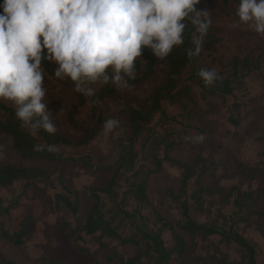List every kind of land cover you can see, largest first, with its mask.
I'll return each instance as SVG.
<instances>
[{
    "label": "rangeland",
    "instance_id": "374dc122",
    "mask_svg": "<svg viewBox=\"0 0 264 264\" xmlns=\"http://www.w3.org/2000/svg\"><path fill=\"white\" fill-rule=\"evenodd\" d=\"M239 4L240 0H230L227 5L222 0H200L196 5L197 10L210 13L209 32L219 39L215 50L204 51L196 65L229 77L231 94L203 92L197 81L190 78V68L186 66L176 80V99L162 100V108L176 120L154 113L150 120L143 121V131L134 144L135 168L143 178L152 168V155L162 157L165 145L171 143L167 150L171 158L193 167L187 200L194 220L238 231L255 244L256 259L264 264V35L239 22ZM234 58L239 62L236 74L232 66ZM137 60L141 68L134 70V78L128 79L130 89L118 91L113 85V95L98 98L96 112L119 120L120 125L108 134L101 125L86 143L53 147L64 157L77 160L21 157L13 137L0 128V167L34 166L50 173L49 178L28 182L18 179L0 188L3 205L16 201L8 214L0 215V228L13 232L26 219L29 229L22 245L6 238L0 240V253L5 259L15 264H123L140 255L133 264H154L153 249L145 243L121 244L102 232L91 235L83 232L92 204L90 188L102 186L111 177L117 166L118 139L131 136L130 109L146 105L153 90L167 82L171 69L167 58L155 57L153 70L147 75H144L147 59ZM49 64L50 73L44 76V102L55 115L57 132L80 141L87 129L96 128V116L88 101L80 103L73 82L57 78L56 65ZM102 85H92L95 93ZM1 100L15 109L11 102ZM70 112L74 123L69 121ZM7 117L0 109V119ZM81 156H89L91 166L79 160ZM182 174L181 166L164 162L160 171L147 178L148 203H139L129 190L132 171L122 169L118 194L115 197L101 194L106 218L123 236L133 234L135 226L119 213L120 208L140 209L153 229L161 225L156 212L177 224L183 218L180 203L169 191L179 192ZM198 179L202 182L198 183ZM64 186L78 191L80 205L76 215L56 202V193H68ZM176 230L186 241V255L179 257L174 253L172 264H245L243 250L233 242L218 235L191 234L177 225ZM160 232L166 246L173 249L170 231L160 229Z\"/></svg>",
    "mask_w": 264,
    "mask_h": 264
},
{
    "label": "clouds",
    "instance_id": "9594fccd",
    "mask_svg": "<svg viewBox=\"0 0 264 264\" xmlns=\"http://www.w3.org/2000/svg\"><path fill=\"white\" fill-rule=\"evenodd\" d=\"M200 0H3L0 3V99L15 105L16 118L30 133L57 131L45 103L43 61L56 65L55 76L70 79L74 91L93 97L94 84L130 89L134 62L149 49L159 60L184 43L189 24L199 55L212 24ZM239 22L264 35V0H240ZM206 85L220 77L215 69H201ZM63 108L59 110L61 112ZM58 112V113H59ZM120 121H104L111 133ZM40 150V149H37Z\"/></svg>",
    "mask_w": 264,
    "mask_h": 264
},
{
    "label": "trees",
    "instance_id": "16d2710c",
    "mask_svg": "<svg viewBox=\"0 0 264 264\" xmlns=\"http://www.w3.org/2000/svg\"><path fill=\"white\" fill-rule=\"evenodd\" d=\"M222 1L225 5H227L230 0ZM0 3H3V0H0ZM194 31L195 29L191 26V24H189L183 32L184 43L179 46H174L170 54L166 57L171 65L167 82L157 86L153 90L152 95L146 105L130 109L129 115L132 122L131 136L128 138L119 137L118 139L119 152L117 157V166L111 177L102 186H92L90 188L92 204L86 215L83 232L87 235L102 232L107 237L117 238L121 244H133L135 246H140L142 243H145L153 249L155 254L154 264H172L174 253L179 257L186 255V241L176 230L177 225L178 227L187 230L191 234H200L202 236L218 235L225 241L233 242L243 250L245 264H260L256 259L257 252L255 244L242 236L238 231L234 230L233 228L225 229L215 224L198 223L191 216L190 207L187 200V186L193 175V167L171 158L167 152L171 146V143L165 145V153L162 157L157 154L152 155V168L146 172L143 178L139 177V170L135 168L137 152L135 150L134 144L143 131V121L150 120L154 113H159L161 116L170 120H176L175 117L169 116L162 108V100L164 98H169L172 101L176 99V80L186 66H189L190 68V78L197 81L203 92H206L207 94H213L216 92L231 94L233 90L232 80L229 77H222V75H218L220 78L211 85H206L199 77L198 73L201 68L196 65L197 58L204 51H214L219 39L208 31V34L204 38L199 55L189 57V49L194 48L191 40L192 33ZM142 57L147 59V65L144 72V75H147L153 70L155 56L149 49L145 48L142 52ZM244 62L247 64V61ZM238 64L239 62L237 58H234L232 61L234 74H236L238 71ZM41 66L43 68V76L50 73V64L48 61H43ZM140 68L141 62L136 59L134 62V70H139ZM114 93L115 89L111 83L103 84L100 91L98 93H94L93 97H84L83 95L77 93L80 97V103H84L85 101L90 103L91 111L96 116L97 120L96 128L94 130L87 129L80 141H72L67 137L60 135L57 131L54 134H49L43 129L37 130L36 137L33 133H30L26 127L22 126V122L16 118L15 109L3 103L1 99L0 109L5 111L8 117L6 120L0 119V128L5 133H8L13 137L14 146L21 157H41L49 160H77L72 156L64 157L63 153L57 152L53 149V147L55 145L76 146L89 141L96 133V130L101 125H103L104 121L110 119V116H104L96 112L98 98L104 97L106 95H113ZM69 121L74 123L73 112L69 113ZM79 160H81L84 164L91 166L89 156H81L79 157ZM164 162L179 165L183 171L179 192L174 194L173 192L169 191L170 196L180 203L183 217L182 220L177 224H174L172 222L166 221L158 212H156L157 219L159 222H161V225L159 229H153L147 225L145 217L140 209L134 208L132 210H126L120 208L119 213H121L124 218L130 219L135 226V231L130 236L121 235L116 227L112 226L106 218L105 206L101 194L115 197L118 194L117 189L120 185L121 170L126 169L131 170L133 176V180L129 183V190L139 203H148L147 178L151 173L160 171ZM49 177L50 173L40 167L14 166L11 164H6L0 167V188L6 187L18 179L28 182L38 178ZM59 178L61 179L62 176L60 175ZM201 182V179H198V183ZM64 188L68 191V193H56V202L57 204L62 203L72 215H76L80 205L78 191H70L66 186H64ZM15 204L16 201L13 200L7 205H3L2 201L0 200V215L3 213L8 214ZM160 229H166L170 231L174 241L173 249H169L166 246L164 239L161 236ZM28 234L29 229L26 219L23 220L20 228L13 232H9L8 230L0 228V240L2 238H6L15 245L24 244L25 237ZM78 238L81 239L82 237L79 236ZM139 258L140 255H137L124 261L123 264H133L138 261ZM121 260L123 259L121 258ZM0 264L15 263L5 259L0 253Z\"/></svg>",
    "mask_w": 264,
    "mask_h": 264
}]
</instances>
